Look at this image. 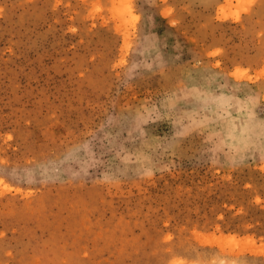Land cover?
Masks as SVG:
<instances>
[{"label": "rangeland", "instance_id": "obj_1", "mask_svg": "<svg viewBox=\"0 0 264 264\" xmlns=\"http://www.w3.org/2000/svg\"><path fill=\"white\" fill-rule=\"evenodd\" d=\"M0 264H264V0H0Z\"/></svg>", "mask_w": 264, "mask_h": 264}]
</instances>
